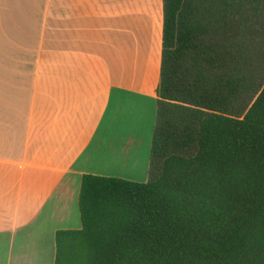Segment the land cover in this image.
<instances>
[{
    "label": "trees",
    "instance_id": "trees-1",
    "mask_svg": "<svg viewBox=\"0 0 264 264\" xmlns=\"http://www.w3.org/2000/svg\"><path fill=\"white\" fill-rule=\"evenodd\" d=\"M146 183L84 175L55 264H264V0H164Z\"/></svg>",
    "mask_w": 264,
    "mask_h": 264
},
{
    "label": "crops",
    "instance_id": "crops-1",
    "mask_svg": "<svg viewBox=\"0 0 264 264\" xmlns=\"http://www.w3.org/2000/svg\"><path fill=\"white\" fill-rule=\"evenodd\" d=\"M163 31L164 0H0V264H55L84 175L149 181Z\"/></svg>",
    "mask_w": 264,
    "mask_h": 264
},
{
    "label": "rangeland",
    "instance_id": "rangeland-1",
    "mask_svg": "<svg viewBox=\"0 0 264 264\" xmlns=\"http://www.w3.org/2000/svg\"><path fill=\"white\" fill-rule=\"evenodd\" d=\"M145 124L144 125H142V126H144V127H147V125H149V123L151 122V121H149L148 122V120H149V118H146L145 117ZM114 130H116V125H114V128H112V129H110L109 130V133L106 135V140H107V138H110L109 136H110V133L111 132H113V136L115 135V131ZM149 140V139H148ZM147 140V142H146V145H145V149L147 150V143H148V145H149V141ZM151 141H152V144H153V139H151ZM152 144H151V149H152ZM104 150H106V148H104V145L102 146V152L104 151Z\"/></svg>",
    "mask_w": 264,
    "mask_h": 264
}]
</instances>
